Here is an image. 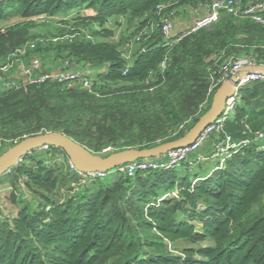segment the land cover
Returning <instances> with one entry per match:
<instances>
[{"label":"trees","instance_id":"trees-1","mask_svg":"<svg viewBox=\"0 0 264 264\" xmlns=\"http://www.w3.org/2000/svg\"><path fill=\"white\" fill-rule=\"evenodd\" d=\"M210 1L0 0V20L18 19L0 29V59L25 44L34 18L45 15L61 17L54 38L79 33L37 41L43 66V54L55 49L53 64L66 59L97 70L89 89L56 82L0 89V139L58 131L99 154L106 144L148 148L181 137L232 76L237 57L264 66V23L249 18L221 14L171 47L159 40L162 14ZM120 18L128 25L116 40L107 25ZM212 80L218 84L209 91ZM262 129L264 83L249 81L222 130L208 135L217 144L227 135L248 142L204 175L176 167L118 172L68 193L80 175L31 151L1 175L11 187L2 195L16 206L0 218V264H264Z\"/></svg>","mask_w":264,"mask_h":264},{"label":"built area","instance_id":"built-area-1","mask_svg":"<svg viewBox=\"0 0 264 264\" xmlns=\"http://www.w3.org/2000/svg\"><path fill=\"white\" fill-rule=\"evenodd\" d=\"M166 7L164 4L157 6V12L161 13L162 9ZM221 14H231L238 17L249 18L255 22L264 23V1L253 4L251 2H243L242 0H211L206 5V12L204 15L198 17L192 25L182 32H173L172 17L175 15V11L171 10L168 15L162 14L160 16L159 23L157 24L160 30V36L164 41L165 46L171 47L178 42L184 36L195 32L203 27L209 26L216 22ZM153 31V26L150 29L145 28L142 33L137 34L132 42L127 43V48L132 47L133 42H138L143 38L149 36V33ZM79 32L73 34H65L61 37L53 38L72 40ZM90 38L89 35H86ZM36 42L29 41L25 44L12 50L6 57V62L0 66V82L4 89H17L21 86H28L33 84H41L45 82H56L62 86L80 85L81 87L89 89L91 87V79L87 75L90 66L85 65L82 68H71L70 62L64 60L59 69L46 70L43 66V61L35 52ZM28 56L29 60L24 64L23 58ZM127 59L130 58L129 54L125 55ZM253 60L250 57H237L231 68V72H237L238 82L235 86L234 93L226 99L223 112L212 123L208 124L199 136L190 144L175 148L167 153L161 155L159 158H146L138 159L133 162L125 163L115 167L109 171H89L85 173L79 172L74 165L70 162L69 158L63 151L56 148L54 151L53 146L43 145L36 151L45 153L46 164H53L58 166H64L70 172H76L80 175L81 179L87 181V183L94 182L98 179H103L109 172L118 173L122 172L125 176H134L138 171L148 170H161L169 167H175L182 163L189 153L196 151L202 142L208 137L212 131L220 132L223 128V122L228 118L229 114H232L237 98V92L239 87L249 81H259L264 83V70L251 67ZM166 65L165 59L160 62V67L164 68ZM251 65V66H249ZM19 68V69H18ZM126 70V69H125ZM125 70L123 72H125ZM15 71V73H12ZM218 82L212 80L209 91L217 86ZM264 137V129L257 132V138ZM17 142V140H15ZM14 142V143H15ZM245 140L241 143H234L230 140V136H226L224 141H220L217 144L216 151L210 156L214 158L219 154H223L224 157H228L231 154L230 150L237 149L240 145L246 144ZM55 152L53 159L50 151ZM109 148H105L102 152H108ZM222 157V159L224 158ZM24 178L22 181H25ZM21 181V184H22ZM6 189H11L7 187ZM2 189L0 190V192ZM4 209L0 206V218H4ZM9 217V215L7 216Z\"/></svg>","mask_w":264,"mask_h":264},{"label":"water","instance_id":"water-1","mask_svg":"<svg viewBox=\"0 0 264 264\" xmlns=\"http://www.w3.org/2000/svg\"><path fill=\"white\" fill-rule=\"evenodd\" d=\"M261 1L264 0H253L252 3ZM159 40H162L161 36H159ZM75 66V63L72 62L70 67L75 68ZM253 68L264 70V66ZM237 82V75L224 79L214 91L210 107L179 138L161 142L148 148H125L101 155L90 151L64 133L58 131L40 132L21 138L0 154V176L21 161L26 154L43 145H50L63 150L70 162L81 173L109 171L138 159L159 158L168 151L192 143L208 124L219 117L224 110L226 99L234 93Z\"/></svg>","mask_w":264,"mask_h":264},{"label":"rangeland","instance_id":"rangeland-1","mask_svg":"<svg viewBox=\"0 0 264 264\" xmlns=\"http://www.w3.org/2000/svg\"><path fill=\"white\" fill-rule=\"evenodd\" d=\"M243 2H247L249 0H242ZM178 8V7H177ZM176 8V9H177ZM176 9H175V13H176ZM174 17V16H173ZM172 17V19H173ZM61 17H48L45 15H41V16H37L36 18H34V20L36 21V23L29 29V34H30V38H28L29 41H44V40H50L51 38L53 39L57 33L58 30L57 28L59 26H61ZM18 21L17 18H10V19H2L0 20V29H3L5 26H9L12 23ZM112 23V24H110ZM110 23H108V27L112 28L113 32H114V39L119 40L120 36H122V34H124L125 29L127 27V23L125 22V20L121 19L120 24H115L113 21H111ZM61 24V25H60ZM10 53V52H9ZM47 54V56H46ZM55 54L56 51L55 49H52L51 51L44 53L43 55L46 57L45 61L46 62V67L47 68H52L54 67L53 63L55 61ZM124 54L127 55V51H124ZM8 55V54H7ZM5 58H1L0 59V66L4 64V62H6V57ZM29 55L25 56L23 58L24 62H27L29 60L28 58ZM66 60V59H65ZM44 61V60H43ZM64 61V60H63ZM72 64V62H70V65ZM251 66V65H249ZM256 66H263V65H258L255 64L254 62L252 63L251 67H256ZM62 67V66H61ZM76 68V66H75ZM97 70L93 69L90 67V69H88L87 75L92 79H95V76L93 75ZM12 73H15V71H13ZM3 87L1 86V82H0V89H2ZM232 114L228 115L227 119L231 118ZM188 122H190V120H187L185 122V124H187ZM174 135V134H173ZM25 137V135L23 136ZM15 140L18 141V138H3L0 139V154L5 151L7 149V147L11 146L14 144ZM162 140L157 139L155 141L156 144L161 143ZM260 143H263L262 139H259ZM155 144V145H156ZM217 147V143L214 145V147L209 151L207 158H202L204 160L200 161L198 158V152L200 151H194L188 154L187 158L180 164H178L177 166H175L177 169H181V170H185L186 168H190L191 170H193L194 172H196L198 175H204L205 173H209L210 171H212L213 167L218 163V161L222 162V160L226 157H224L223 154H219L217 156H215L214 158H210V156L216 151ZM105 148H109L108 152H102L103 149ZM125 148H133V147H128V146H117L116 144H106L104 146L101 147L100 153L101 155H106L110 152L113 151H118L121 149H125ZM214 150V151H213ZM91 151V150H90ZM213 151V152H212ZM231 151V150H230ZM52 156L50 157L51 159L54 158V154L55 152L52 150L50 151ZM212 152V153H211ZM40 153L38 151H36V154ZM211 153V154H210ZM98 154V153H97ZM210 154V155H209ZM222 157H224L222 159ZM62 166V165H61ZM201 167V168H200ZM63 169L65 171H67L68 173L70 172L65 165L63 166ZM115 175V173L109 172L104 178L103 180L108 181L109 179H111L113 176ZM190 176L192 177L193 175L190 174ZM23 180V177L20 178L19 182H21ZM87 181L84 179H81L80 183H76V182H72V189L70 190V192L68 193H77V191L82 190L83 187H85L87 185ZM9 185V180L6 177L0 176V190L1 189H6V187ZM66 193V190L63 189L62 193L63 196ZM170 195H176L177 194V190H173L169 193ZM25 196L28 195V197L30 196L29 194H24ZM0 206L4 209L5 213H4V218H6L8 215L11 216L14 212V208H15V204L11 201V199L9 197H6L5 194L4 195H0ZM13 208V210L11 209Z\"/></svg>","mask_w":264,"mask_h":264},{"label":"crops","instance_id":"crops-1","mask_svg":"<svg viewBox=\"0 0 264 264\" xmlns=\"http://www.w3.org/2000/svg\"><path fill=\"white\" fill-rule=\"evenodd\" d=\"M251 1H253V0H249L247 2H251ZM206 5H207V3H198L196 5H187L186 4V5H183V6H180L179 8H177L176 13L172 19L173 32L178 33V32H182L184 30H187L198 17L205 14ZM121 19L122 18L119 19V22H121ZM110 24H112V23H110ZM25 63H27V62H24V64ZM53 66L54 67H52V68H50V67L47 68L46 66H44V69H46V70H50V69L54 70L55 69L56 70V69H59L61 67L60 63H56ZM78 68H82V66L78 67ZM231 73H232V75L238 74V72H234V73L231 72ZM246 128H247V130H250V127L247 125H246ZM216 136H217L216 134L210 135L202 142V144L196 150V151L201 150L200 152H198L197 160L199 159L200 161H202V160H204L202 158H207L209 151L216 144V140H215ZM233 139H234V141H233L234 143H238V142L240 143V142H243L244 140H246V139H243V137H241V136L239 137L237 135H235V137L233 136ZM2 192H4V189H2V191L0 192V195L3 194ZM11 209L13 210V208H11Z\"/></svg>","mask_w":264,"mask_h":264}]
</instances>
